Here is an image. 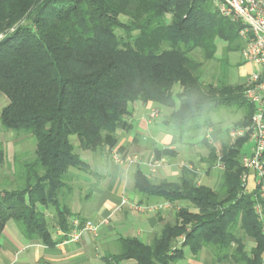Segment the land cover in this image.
Here are the masks:
<instances>
[{"label":"trees","instance_id":"trees-1","mask_svg":"<svg viewBox=\"0 0 264 264\" xmlns=\"http://www.w3.org/2000/svg\"><path fill=\"white\" fill-rule=\"evenodd\" d=\"M240 28L211 0H0V93L9 101L0 124L16 140L34 139L32 151H16L10 172L0 175V251L11 221L23 238L46 246L64 241L58 229L68 233L74 219L86 221L72 205L70 169L91 170L77 150L111 158L119 131L133 127V107L155 102L173 109L171 127L183 142L214 127L223 111L240 114L221 154L211 147L225 182L217 191L197 185L186 167L176 181L138 168L141 197L181 206L150 243L115 239L105 263L180 264L188 248L195 257L209 251L215 264H263L257 192L242 180L249 135L230 136L249 127L255 112L231 63L245 47ZM5 155L0 144V165Z\"/></svg>","mask_w":264,"mask_h":264},{"label":"crops","instance_id":"crops-1","mask_svg":"<svg viewBox=\"0 0 264 264\" xmlns=\"http://www.w3.org/2000/svg\"><path fill=\"white\" fill-rule=\"evenodd\" d=\"M231 63L238 66V80L246 86L249 75L257 66L246 62L238 53L232 55ZM154 108L159 109L160 116L151 122L149 113ZM172 110L155 102L133 107L129 118L133 127L130 132L119 131L115 149L138 156L141 163L128 167L115 163L105 153L85 151L91 170L70 169L75 185L73 211L84 219L104 221L96 234L86 233L77 243L62 241L55 246H46L26 240L15 226L8 225L1 238L0 264H39L42 260L52 264H106L103 256L119 236H136L143 243H150L162 224L175 218L181 204L151 209L165 200L143 198L135 191L133 174L138 168L152 178L176 181L186 167L196 174L197 185L220 190L225 182V169L220 163L210 162L211 147L221 154L230 142L226 131L233 128L240 114L227 115L223 111L222 119L214 127L183 142L173 133ZM248 142L244 154L250 151L252 142L247 148ZM156 150L161 152L159 158H156ZM253 187L251 183L250 189ZM183 239L184 236L179 237V241ZM201 255H191L190 262L215 264L212 255ZM208 259L211 262H207ZM123 264L135 262L130 260Z\"/></svg>","mask_w":264,"mask_h":264},{"label":"built area","instance_id":"built-area-1","mask_svg":"<svg viewBox=\"0 0 264 264\" xmlns=\"http://www.w3.org/2000/svg\"><path fill=\"white\" fill-rule=\"evenodd\" d=\"M211 1L221 15L240 23L239 35L245 41L242 57L246 62L257 66V69L249 75L245 89L247 99L255 105L252 124L247 128L232 129L230 136L234 141L248 134L252 142L250 151L242 157V163L248 170L242 180L246 191L257 192L258 202L255 205V211L262 223L264 233V0ZM159 116V109L154 108L149 113V120L152 122ZM111 158L115 163L128 167L141 163L138 156L120 154L116 149L112 150ZM251 183L254 186L252 190L250 189ZM171 205V202L164 201L161 205H153L151 209ZM103 222L87 219L81 223L76 218L70 232L65 233L58 229L57 234L65 236L63 243H77L86 233L96 234ZM262 260L264 264V255Z\"/></svg>","mask_w":264,"mask_h":264},{"label":"rangeland","instance_id":"rangeland-1","mask_svg":"<svg viewBox=\"0 0 264 264\" xmlns=\"http://www.w3.org/2000/svg\"><path fill=\"white\" fill-rule=\"evenodd\" d=\"M4 35H0V39L3 37ZM223 42H219V51L221 50V48L223 47ZM214 66V63H211L210 64V67H209V70H212V67ZM210 74V73H208ZM235 74H237L236 76H238V72L237 70L235 71ZM207 75V74H206ZM206 79L209 78V75L205 76ZM245 79V78H244ZM233 81V79H232ZM8 99L7 97L0 93V114H1V111L2 109L8 104ZM156 109V108H155ZM3 128L1 127V124H0V144L4 147V150H5V162L7 165H0V175L3 174V172L7 171V172H10V164L13 162V158H14V155L16 153V151H19V152H23V151H26V150H29L32 151L33 149V142H34V139H30V138H27V139H24V137L22 138H19L16 140V138H14V134H16L15 132L13 131H2ZM72 141L78 146V139L76 136H72L71 137ZM16 141L18 142V144L16 145ZM251 145V142H248L247 144V148L250 147ZM201 146V145H200ZM80 155L84 158V159H88L87 158V153L82 151L81 149H78L77 150ZM9 164V165H8ZM9 167V168H8ZM15 228V230H18L17 228V225L15 224V222L11 221L9 222V226H12ZM19 232V230H18ZM20 233V232H19ZM21 235V234H20ZM22 236V235H21ZM248 245H251L250 242L248 243ZM202 257L204 256H211L212 254L205 250L201 253ZM191 254H190V251L188 250V248L185 250V258L180 262V264H194L193 262H190V259H191ZM211 259H208L207 262H211L210 261ZM204 261V260H203Z\"/></svg>","mask_w":264,"mask_h":264}]
</instances>
